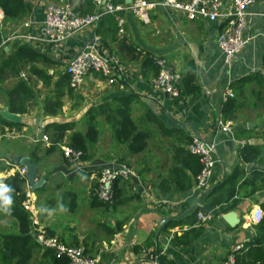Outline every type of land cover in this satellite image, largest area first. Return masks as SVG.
I'll list each match as a JSON object with an SVG mask.
<instances>
[{"label":"crops","instance_id":"obj_1","mask_svg":"<svg viewBox=\"0 0 264 264\" xmlns=\"http://www.w3.org/2000/svg\"><path fill=\"white\" fill-rule=\"evenodd\" d=\"M49 1L68 0H25L27 14L23 19L5 22L4 16L2 17L0 24L4 31L3 38L13 30H19L23 34L34 35L35 39L33 41L19 39L8 42L0 48V60L4 59L17 45L28 42L36 51L47 54L53 61L60 63L59 66L46 68V72L52 76V81L55 82L65 73V65L77 51L84 47H92L103 57H114V80L109 83L98 74H89L79 89H73L69 96L63 98L61 109L57 114L52 115L45 113L44 106L45 97L49 91L54 89L53 83L43 85L28 69L22 71L20 78L28 82L36 97L29 101L25 113H13L19 116V121L13 124H21V127H7L0 123V167H8L5 170L0 169V176L5 177V182L7 178L16 173L15 168L10 167L6 162L16 165L15 158L18 157L17 166L26 169L34 168L36 181H43L35 190L45 184V173L46 175L60 174L63 178H70L75 171L72 168H66L60 161L61 159L65 161L61 149L62 143L55 150L46 152L48 153L47 158L39 154L38 148L50 146L47 145V141L44 142L45 140L42 139V136H45L42 131L45 125L77 121L70 118L72 113L67 105L69 102L66 101L67 98H72V94L82 98L85 105L88 104L89 107L86 112H83L84 115L89 112L91 107L109 102L117 96L134 93L137 95L138 101L157 115L167 127L179 128L191 138L198 136L214 145L215 163L208 186L197 189L194 186V176H191L192 187L186 194L180 192L172 181L164 184L162 179L168 180L170 177L166 171L170 161L168 164H165V161L171 157V152L169 154L165 149L163 159L152 160L151 164L147 166L146 176L141 177L137 174L138 177L130 178L131 180L127 181L133 184L132 190L139 195L140 200L127 202L130 205L131 213L127 215L126 221H121L119 231L114 230V234L110 233L106 238L103 235L106 232L102 231L101 225L94 224V228L90 229L88 233L79 232L77 224L84 222L79 219L85 214H82V209L79 210L78 207H75L76 201L74 203L72 197L67 206L70 210L74 208V217L76 218L77 215V219L79 218L77 223L69 220L65 214L61 218L54 214L52 217H48L41 227H48L47 231L50 232V235L52 233L56 238L59 236L61 240L59 238L58 240L65 241L67 245L77 241L78 246L75 247L80 246L87 255L98 258V264H137L144 258L142 248L164 255L173 264H224L229 252L233 251L236 245L260 235L251 223L249 214L255 206H260L264 202V187L250 196L242 197L233 207L230 204L232 199L229 202L223 200L217 203L215 209L224 207L227 208L226 211H220L219 214L214 215L212 220L205 222L202 233L190 243L183 244L184 239L181 237L188 230V225L175 226L166 231L162 230V225L168 219H187L196 208L203 209L205 206L213 204L212 202L215 204L217 198L223 193H216L209 197H207L208 195L204 197V195L224 183L236 172L237 168L243 169V175L238 177L239 180L251 176L256 179L257 184L262 181L264 165L243 163L239 149L246 144L260 145L263 143L256 132L257 126L264 120V113L257 118V121L250 122L245 118L238 121L231 118L224 119L220 111L224 103L223 93L231 82L254 73H259L264 77V0H255L249 8L251 24L245 33L249 41L243 51L228 66L223 64L222 55L216 44L220 29L218 23L202 19L189 20L179 11L164 9L151 11L149 22L144 23L132 13L124 11V35L127 43H133L143 51L150 52L165 61L180 75L187 70L188 63L193 62L196 72L195 80L200 90L189 103L183 102L180 95L175 98L155 89L152 85L153 77L150 75L146 78L143 77L139 70V63L122 59L115 53L116 43L111 44L112 52L109 53L99 42V36L94 34V27H87L83 31L75 33L61 44L47 42L42 35L40 26L44 8ZM26 23L29 25L25 26ZM118 36L120 35L118 34ZM9 81L11 80L5 81L2 85ZM13 81L15 83V80ZM4 99H0V111L8 110ZM8 112L10 111L8 110ZM82 119L84 118L82 117ZM219 120L222 123H230V130H223L218 124ZM247 124L254 125L253 134L240 133L245 128L248 129ZM27 130L34 138H29L24 143L18 141L19 135H24ZM66 134L70 135V132L68 131ZM155 134L160 137L157 132ZM46 135L50 137L48 133ZM35 151L36 153H34ZM153 161H156L158 170L155 174L150 170L152 165L154 166ZM83 162L82 166L88 169H91L90 166H97L92 164V161ZM255 169L260 173L256 178L252 174ZM85 170L81 169V171ZM92 178V176L89 177L90 180ZM74 179L73 177L71 180ZM249 190L250 188H245L244 191ZM77 195L78 199L79 194ZM87 198L86 196V201ZM26 213L32 226L30 214ZM227 215L232 217L231 224L226 220ZM0 216L11 220L8 222L14 223L13 228L19 232L15 218L2 212H0ZM37 222L40 225L38 207ZM108 227L115 229V225H109L106 231ZM4 229L6 227L1 224L0 218V230ZM32 230L31 227L30 231ZM33 237L35 239V235Z\"/></svg>","mask_w":264,"mask_h":264},{"label":"trees","instance_id":"obj_2","mask_svg":"<svg viewBox=\"0 0 264 264\" xmlns=\"http://www.w3.org/2000/svg\"><path fill=\"white\" fill-rule=\"evenodd\" d=\"M182 1V0H177ZM68 3L73 5L74 11L81 15L91 14L95 9L94 0H68ZM112 4L123 5L124 0H111ZM0 7L3 10L5 22L18 21L23 19L27 14V5L25 0H0ZM124 17V11H116L113 13L104 14L96 26L94 27V34L99 36V42L109 52H112L111 44L116 43V54L122 59L139 63V70L143 77L150 75L155 79L158 75L160 67L156 61L161 60L155 57L150 52H145L133 43L126 42V36H118L117 18ZM3 29L0 24V48L3 40ZM60 63L53 61L47 54L40 53L32 48L28 42L21 43L15 48L11 49L9 54L0 60V86L7 80H15L13 86L5 93V106L12 113L23 114L27 111L29 101L35 99L36 94L29 87V84L24 79L20 78V74L25 69L33 74L37 80L41 81L43 85H51L53 83V91L45 97L44 110L47 114L55 115L59 112L63 105V98L69 96L73 89L70 87V78L66 73L62 74L55 82L52 81V76L46 72L47 67L59 66ZM195 67L192 61L188 63V68L183 74L178 86L181 100L189 103L191 98L195 97L199 92V86L195 80ZM104 78V77H102ZM254 82V83H252ZM228 88L234 93L233 98H229L223 103L221 114L224 119H232L234 115L240 111L246 112H261L264 113V77L259 73H254L244 76L239 80L233 81L228 85ZM239 94V96H238ZM238 96V97H237ZM138 103L142 110V114L134 118L132 104ZM99 115H107V120L112 125L114 137L117 141L126 144L127 150L130 153H139L147 148L149 138H152V132H157L160 137L164 138L168 143L171 157L165 164H168L166 171H168V180L163 178L164 184L172 181L176 188L182 193H188L192 187L191 176H196L201 169V164L196 155L191 154L186 146L190 143L191 137L179 128L167 127L148 107L142 105L138 101V97L134 93H129L124 96L114 97L109 102H104L96 107ZM88 118V128L86 132L75 130L74 122L49 123L43 128L45 136L50 133L54 134L51 137L50 146L46 148V152H51L59 147L62 139L66 137L69 131L68 145L74 150L82 152V161L88 160L90 157L87 152L93 146L97 138V126L92 121L95 113L90 114ZM91 119V121H90ZM0 123L7 127H21V124L10 123L0 117ZM258 127L256 134L262 140L260 145H243L239 149L241 161L245 164L261 163L264 165V120ZM255 129H244L242 133L253 134ZM51 134H49L51 136ZM162 144V143H159ZM159 148V147H158ZM36 153V151L34 152ZM67 161V158L65 159ZM128 167V165H127ZM7 166H2L0 169L5 170ZM264 172V170H262ZM188 172V173H187ZM255 178L260 175L255 169L252 171ZM141 176V172L138 174ZM243 175V169L237 168L236 172L232 174L221 185L209 190L205 195L207 197L215 195L216 193H223L217 198L216 203L205 206L203 209L199 207L195 209L190 217L187 219H168L162 225V230H170L179 225H188V230L181 236L184 239L183 244L190 243L194 238H197L203 230L205 222L196 219L198 213H210L213 217L226 211L227 208L215 209V205L219 202L230 201L233 207L242 197L250 196L256 191L264 187V175L260 184L256 183V179L251 176L244 180H239L238 177ZM243 179V178H242ZM26 179L15 173L13 176L6 179L5 183L11 185L14 189L12 196L14 205L11 215H7L16 219L19 227L17 234L0 233V264H30L31 259L36 249L38 256L36 264H67L68 258L64 254L55 252L53 249L42 248V246L35 241L32 232L30 231L31 224L29 223L28 214L22 208V202L25 198ZM125 182L124 180H117L114 184V201L112 204L103 203L94 196L92 191L89 204L91 207L103 206L109 209L116 205L127 204L129 200H140L139 195L134 191L129 196H125ZM131 186V185H130ZM44 187H39L35 190L37 195L42 193ZM249 189V191H244ZM237 196V198H234ZM234 198V199H233ZM211 206V207H210ZM264 211V202L260 204ZM118 225L115 229L108 227V231L114 234V230L119 231L121 228V221L116 222ZM109 226V225H108ZM255 230L260 235L242 243L241 248L233 251L234 264H264V215L262 220L254 225ZM47 238H53V234L48 232ZM56 238V237H55ZM58 239V238H56ZM60 241V240H59ZM66 246H78V242ZM143 249V248H142ZM86 252V251H84ZM158 258L159 264H173L172 261L166 259L164 255L153 251ZM8 253V254H7ZM86 254V253H85Z\"/></svg>","mask_w":264,"mask_h":264},{"label":"built area","instance_id":"obj_3","mask_svg":"<svg viewBox=\"0 0 264 264\" xmlns=\"http://www.w3.org/2000/svg\"><path fill=\"white\" fill-rule=\"evenodd\" d=\"M228 1V4H227ZM255 0H132L129 5L112 4L111 0H94L95 10L91 14L81 15L74 11L73 5L67 1L46 3L44 8L43 19L41 21V32L44 39L49 43L61 44L67 41L72 35L83 31L87 27H95L99 19L107 13L116 11H126L132 13L140 21L149 22V13L157 9L175 10L184 14L189 20L202 19L209 22H215L220 25L217 35L216 44L222 55V61L228 66L245 48L249 38L246 36V30L251 24L250 7ZM4 16L0 7V22ZM124 17L117 18L118 34L124 35ZM29 24L26 23L25 26ZM24 39L25 41H33L35 36L32 34H23L19 30H13L8 36L3 38L2 45L13 40ZM160 67L158 75L153 79L152 85L155 89L170 95L178 97V86L181 81V75L165 61H156ZM114 64L113 56L103 57L98 54L92 47H84L75 53L70 61L65 65V73L69 75L70 87L74 90L79 89L85 78L89 74H98L104 77L109 83L114 80ZM234 93L227 87L223 93V101L233 98ZM218 124L225 131L230 130V123ZM43 140L47 141V137L43 136ZM47 145H50L47 142ZM62 154L73 165L80 162L82 152L74 150L69 146L61 147ZM187 150L196 155L201 164L200 172L195 176V187L203 189L208 186L212 169L215 163L214 154L215 147L212 143L193 136L187 145ZM15 168V172L25 177L26 168L9 164ZM138 177L126 165L119 164L116 167L103 168L94 190V196L103 202L112 204L114 201V184L117 180L128 181L130 178ZM24 200L22 208L30 214L32 221V231H34L36 241L42 248L53 249L55 252L64 254L68 258L67 264H98L99 260L85 254L82 247H70L64 245L61 241L53 238H47L44 229L37 222V195L33 185L25 181ZM264 211L260 206H255L249 214V218L253 225H257L263 218ZM198 219L203 222L212 220L210 213L197 214ZM164 221V220H163ZM240 245H236L233 251L240 249ZM144 254L143 260L137 264H159L157 255L147 249L141 250ZM233 251L229 252L224 264H234Z\"/></svg>","mask_w":264,"mask_h":264},{"label":"rangeland","instance_id":"obj_4","mask_svg":"<svg viewBox=\"0 0 264 264\" xmlns=\"http://www.w3.org/2000/svg\"><path fill=\"white\" fill-rule=\"evenodd\" d=\"M14 81L11 80L7 82L4 85L0 86V99H4L5 93L7 90H9L13 86ZM239 96V94H238ZM237 96V97H238ZM87 98V97H86ZM67 102H69L68 108L71 109V115L70 118L76 119L75 122V130L86 132L88 128V118H91L90 114L95 113L94 119L92 120L96 126H97V138L96 141L93 143L92 148L90 149L88 153L89 159L86 160L88 162L92 161V164H95L97 166L91 167V169L85 168L82 166L84 163L82 160L76 165H73L70 161H66V157L61 155V162L66 166V168H72L75 172L72 173L73 175L70 178H63L60 176V174H54V175H46L44 176L45 184H43L42 193L40 195H37V207L38 211L41 207V205H46L49 208H56L58 201L62 197L63 204L67 207V204L72 201H76L75 207H78V209H82L83 215L79 220H84V222L78 223L79 232L82 233H88L90 229L94 228V224H99L102 227V231L106 232L103 234L106 238L110 234L107 229L108 225H115V227L118 225L117 221H126L127 215L131 213L130 205L124 204V205H116L109 209H106L103 206H97V207H91L89 206L90 196L92 191L96 189L97 186V180L98 177L102 171L103 168L106 167H116L119 164L122 165H128V167L134 171L136 174H139L141 172V177L146 176L147 174V166L151 164L152 160L156 159H163L164 150L170 154V149L168 146V143L166 140L162 137H159L157 134H155L151 129L152 132V138H149L147 148L139 153H130L129 150H127L126 144L121 143L120 141H117L114 137L112 125L107 120V115H99L96 110V107H91L89 109V112L85 113L83 115V112L88 109V104L85 105L82 101V98H79L77 95L72 94V98H67ZM133 106V117L137 118L142 114V110L140 108V105L136 102ZM263 113L259 112H243L240 111L238 114L234 115V120L238 121L239 119L245 118L246 121H257V118L262 115ZM82 117L84 119H82ZM91 121V119H90ZM51 134V132L49 133ZM53 135L47 137V142L50 143V141L53 139ZM67 137L62 139L63 146L68 145V137L69 135L66 134ZM43 137V136H42ZM52 137V139H51ZM29 138H34L30 132L27 130L24 135H19L18 141L23 142L26 141ZM44 141V140H43ZM46 142V141H44ZM162 143V144H159ZM47 146H45L46 148ZM159 147V148H158ZM45 148H38L39 154L43 156L44 158H47L48 153H46ZM42 150V151H41ZM154 162V166L152 165V168L150 170L153 171L155 174L157 170L156 161ZM143 166V168H142ZM84 167V168H83ZM81 169L85 171H81ZM92 176L93 178L90 180L89 177ZM75 178L74 180H71L72 178ZM71 180V181H70ZM42 181V180H41ZM43 182V181H42ZM131 185V186H130ZM133 184L129 182H125V196H129L134 191L132 190ZM79 194V198L77 199ZM86 196L87 201H86ZM57 217L61 218L63 214L67 216L69 220H72V222L77 223V215L76 218L74 217V208L68 209L66 213H60L57 211L55 213ZM73 215V217H72ZM1 218V224H3L6 229L0 230V233L4 234H14L18 232V230L14 227V223L10 224L11 220H7L5 218ZM48 218L47 214H43L39 211V222L40 225H43V222ZM6 223V224H5ZM42 223V224H41ZM92 224V225H91ZM43 227V226H42ZM45 231V235L48 234L49 229L48 227L43 228ZM34 235V231H31ZM56 237V236H55ZM57 238L60 239L59 236ZM61 240V239H60ZM63 241V240H62ZM40 248L35 250V253L31 259L30 264H36L38 251L40 252Z\"/></svg>","mask_w":264,"mask_h":264},{"label":"clouds","instance_id":"obj_5","mask_svg":"<svg viewBox=\"0 0 264 264\" xmlns=\"http://www.w3.org/2000/svg\"><path fill=\"white\" fill-rule=\"evenodd\" d=\"M4 180L5 177L0 176V212L6 215H11L14 205V199L12 196L14 189L11 185L5 183ZM39 211L43 214H47L48 217H52L57 211L60 213H66L68 209L63 204L61 197L56 208H49L46 205H41Z\"/></svg>","mask_w":264,"mask_h":264},{"label":"water","instance_id":"obj_6","mask_svg":"<svg viewBox=\"0 0 264 264\" xmlns=\"http://www.w3.org/2000/svg\"><path fill=\"white\" fill-rule=\"evenodd\" d=\"M132 2V0H125V4H127V5H129L130 3ZM0 116L3 118V119H5V120H7V121H10V122H12V123H16V122H18L19 121V116L18 115H16V114H13V113H10V112H8V110H6V109H3V110H1L0 111ZM254 127V125L253 124H247V128L250 130V129H252ZM17 158L18 157H16L15 158V163H16V165L18 164V160H17ZM27 171H26V175H25V179L27 180V182L29 183V184H31V185H33V187L34 188H36L38 185H40L41 183V181H36V179H35V170H34V168H27L26 169ZM226 220L231 224V221H233L232 220V217L230 216V215H227V217H226ZM232 225H234V224H232ZM8 254V253H7Z\"/></svg>","mask_w":264,"mask_h":264}]
</instances>
